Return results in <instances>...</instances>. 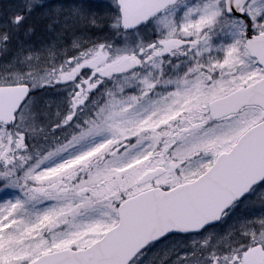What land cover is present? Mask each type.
I'll use <instances>...</instances> for the list:
<instances>
[{"label": "snow or ice", "instance_id": "1", "mask_svg": "<svg viewBox=\"0 0 264 264\" xmlns=\"http://www.w3.org/2000/svg\"><path fill=\"white\" fill-rule=\"evenodd\" d=\"M0 264H264V0H0Z\"/></svg>", "mask_w": 264, "mask_h": 264}]
</instances>
